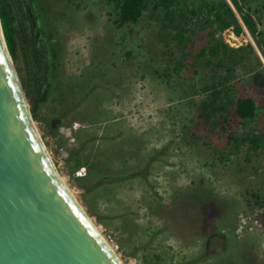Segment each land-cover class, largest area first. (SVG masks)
<instances>
[{
    "label": "rangeland",
    "instance_id": "1",
    "mask_svg": "<svg viewBox=\"0 0 264 264\" xmlns=\"http://www.w3.org/2000/svg\"><path fill=\"white\" fill-rule=\"evenodd\" d=\"M224 1L229 27L203 12L179 43L175 23L148 16L118 28L107 0H34L39 45L57 51L36 131L123 264H264V0ZM30 29L11 57L19 79L34 68ZM208 42L253 52L242 66L224 59L235 79L217 70L225 106L252 98L257 108L253 120L228 116L224 135L196 128L192 110L217 82ZM231 132L259 143L235 148Z\"/></svg>",
    "mask_w": 264,
    "mask_h": 264
},
{
    "label": "water",
    "instance_id": "2",
    "mask_svg": "<svg viewBox=\"0 0 264 264\" xmlns=\"http://www.w3.org/2000/svg\"><path fill=\"white\" fill-rule=\"evenodd\" d=\"M30 107L0 20V264H123L62 184Z\"/></svg>",
    "mask_w": 264,
    "mask_h": 264
},
{
    "label": "trees",
    "instance_id": "3",
    "mask_svg": "<svg viewBox=\"0 0 264 264\" xmlns=\"http://www.w3.org/2000/svg\"><path fill=\"white\" fill-rule=\"evenodd\" d=\"M236 2L235 0H233ZM107 3L112 4V8L115 12L114 24L118 27H126L128 25H136L145 16L151 19H157L161 21V25L166 27V24H174L177 33L172 35L173 39H177L179 43L181 41L179 38L182 36L181 32L187 30L185 25L196 16H199L203 12L210 15L213 18V22L221 25L223 28H227L231 24L232 13L228 4L224 0H107ZM19 9L22 11L20 18L16 16L15 9L10 0H0V20L2 25V30L4 33V38L7 44L8 51L12 59L16 58V37L22 31L25 32L26 21L30 22V38L28 37L29 43L33 46L32 56L34 68L31 73H28L29 78L25 79L21 77L20 81L25 91L27 100L31 103L30 111L33 119H37V111L40 107V103L46 101L47 91L49 89L48 75L50 71L56 69L57 65L55 60L57 59V51L52 46L47 44L46 46L39 45V40H37V35L39 34L38 26L34 27L33 23L36 24L38 17V8L34 7V0H22L18 2ZM32 12L33 20H30V13ZM20 12V11H19ZM176 19L183 20L182 22H175ZM244 21L246 22V16H244ZM189 20V21H188ZM209 22V19L207 20ZM163 28V27H162ZM250 28L254 34V25L250 22ZM38 31V32H37ZM41 33V32H40ZM48 36L46 40H49ZM214 40V39H213ZM240 50L232 49L228 47L223 42H208L207 46L201 50L203 57H206V53L209 57L217 60L215 64H211L213 67V73L217 75V82H213L211 86H205L199 89L200 93H209L206 97L199 103L195 104L192 110H196L198 114L195 116L196 128L198 127H211L214 131L218 128V135H224L226 132L225 123L228 116L233 115L235 118L245 122L253 120L256 116L257 108L255 102L252 98H238L236 101L229 103L231 105V110L228 111V106L223 104L221 97L223 96L221 90L223 80L225 76L219 69H224L231 76V79H235V75L232 76L230 73L235 71L234 63L231 66H227L223 61L224 59L228 63L229 60H233L234 56H238L240 62H237L238 66L244 65L246 59V54L253 53L245 52L242 50V54H237ZM238 59V61H239ZM209 64L212 63L208 60ZM211 67V69H212ZM222 75V76H221ZM229 79L230 81H233ZM225 87V85H224ZM190 119L189 122H193ZM227 141H233L235 143V148L237 145H242L249 142V139L242 137L240 139L233 137V133L227 134L225 136ZM259 143L258 139L249 142L256 144ZM227 144V143H226ZM215 235H211L213 237ZM210 237V238H211Z\"/></svg>",
    "mask_w": 264,
    "mask_h": 264
},
{
    "label": "bare ground",
    "instance_id": "4",
    "mask_svg": "<svg viewBox=\"0 0 264 264\" xmlns=\"http://www.w3.org/2000/svg\"><path fill=\"white\" fill-rule=\"evenodd\" d=\"M231 35V33H230ZM61 179V177H60ZM62 184L67 188V190L69 191L68 187L64 184L63 180L61 179ZM95 226V225H94ZM95 229L97 230L98 233H100V235L102 236V238L105 240V242L108 244V247L113 251V253L115 254V256L117 257V259L120 261L118 255L115 253V251L113 250L112 246L107 242V240L104 238V236L102 235V233L100 232V230L95 226ZM121 262V261H120Z\"/></svg>",
    "mask_w": 264,
    "mask_h": 264
},
{
    "label": "flooded vegetation",
    "instance_id": "5",
    "mask_svg": "<svg viewBox=\"0 0 264 264\" xmlns=\"http://www.w3.org/2000/svg\"><path fill=\"white\" fill-rule=\"evenodd\" d=\"M30 12H31V11H30ZM33 18H34V17L32 16V12H31V13H30V20H33ZM33 22H34V20H33ZM33 25H34V27H35L36 24L33 23ZM36 27H37V26H36ZM37 32H38V31H37ZM37 40H39V34L37 35Z\"/></svg>",
    "mask_w": 264,
    "mask_h": 264
}]
</instances>
